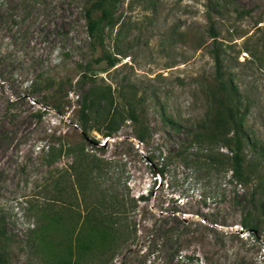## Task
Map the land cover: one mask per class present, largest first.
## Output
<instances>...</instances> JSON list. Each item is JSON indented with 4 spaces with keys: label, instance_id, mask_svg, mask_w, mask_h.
<instances>
[{
    "label": "rangeland",
    "instance_id": "1",
    "mask_svg": "<svg viewBox=\"0 0 264 264\" xmlns=\"http://www.w3.org/2000/svg\"><path fill=\"white\" fill-rule=\"evenodd\" d=\"M90 1L0 0V221L9 237L7 264H62L66 244H38L36 237L47 221L45 213L66 215L75 200H55L53 186L61 174L66 183L73 157L63 153L48 164L43 146L53 135L64 142L78 140V65L102 52L117 56L118 62L95 65L105 68L96 71V81L112 88L121 84L125 92L135 89L133 101L141 102L150 135L146 143L139 142L128 123L108 139L92 131L89 139L106 144L103 151L87 144L85 151L114 161L125 170L130 194L148 195V200L137 204L133 242L117 243L114 252L104 250L78 264L102 259L108 264H175L186 255L197 257V264H264V205L253 206L251 186L228 182V172L221 179L222 196L204 197L181 161L171 163L165 179L169 185L158 186L144 158L156 145L175 151L204 115L205 87L214 78L212 19L224 72L247 105L244 125L256 141L253 161L264 178V0H120L116 24L105 28L103 49L93 54L84 17ZM38 77L55 85L46 89L42 82L41 90L32 92L30 83ZM59 82L64 83L61 90ZM57 86L61 114L45 98ZM261 184L264 191V179ZM249 209L260 220L259 240L240 225ZM154 221L184 232L172 261L151 240ZM65 233L58 228L53 236L63 239Z\"/></svg>",
    "mask_w": 264,
    "mask_h": 264
},
{
    "label": "trees",
    "instance_id": "2",
    "mask_svg": "<svg viewBox=\"0 0 264 264\" xmlns=\"http://www.w3.org/2000/svg\"><path fill=\"white\" fill-rule=\"evenodd\" d=\"M119 1L92 0L84 7L92 54L98 47L103 49L105 28L112 29L116 24L114 12ZM209 23L208 31L213 38L210 54L214 65V78L212 83L205 87L207 105L204 115L187 129L186 141L177 146L175 151L164 152L160 145H156L144 158L149 163L152 176L159 179L158 186L163 183L169 185L165 179L172 162L181 161L186 164L191 170V179L199 185L204 197L222 196L219 191L221 179L230 172L228 182L235 186L252 187L250 201L257 208L256 204L264 205V191H261L263 190L261 181L264 178L257 173L259 164L253 161V151L258 153L256 141L249 136L244 125L247 105L242 103L238 86L224 72L223 50L217 42L214 20L209 19ZM103 62L106 67H113L118 58L102 52L90 61L78 65L80 74L75 81L76 88L79 89L75 122V127L79 128L78 140L73 143L64 142L53 135L43 146L46 148L45 161L48 164L53 163L63 153L73 157L66 170L67 184L61 183V178H64L61 174L55 178L53 186L58 198L55 200L61 199L62 202H65V198L75 200L68 205L66 215L45 213L47 221L40 227L36 237L38 244H66L60 254L62 259L59 261L62 264H78L79 261H86L104 250L114 252L117 243L133 242L138 231L133 219L137 204L148 200V195L141 194L135 197L130 194L125 170L114 164V161L85 151L87 144L99 148L100 151H103L106 144L103 142L102 145H98V141L89 139V133L92 131L108 139L128 123L133 130L134 138L139 142L146 143L150 135L141 102L133 101L137 93L135 89L131 88L125 92L121 89V84L112 88L110 84H99L96 81V71L105 68L96 69L95 65ZM42 82L46 89L55 85V82L50 80L40 81L38 77L30 83L32 92L41 90ZM59 83L61 90L64 83ZM67 83L71 84V81ZM58 92L57 86L45 98L51 100L54 109L61 114L63 110L59 105ZM248 147L251 152H248ZM222 148H225V151H222ZM156 181L155 179L154 183ZM91 183L95 187H92ZM94 189L96 195L92 192ZM74 206H77V209L81 206V209L74 212ZM154 222L151 240L155 246L164 249L166 258L172 261L178 255V240L184 232L178 231L173 225L164 227L157 224V221ZM181 222L186 223L184 219H181ZM240 225L259 240L260 220L255 213L250 212V209L240 221ZM58 228L66 231L63 239H55L53 236L54 230ZM8 241L9 237L0 221V264H7L4 246ZM182 258L180 256V259ZM197 260L195 256L186 255L183 260L175 261V264H197ZM108 263L109 259H102L99 262ZM143 264H146V261Z\"/></svg>",
    "mask_w": 264,
    "mask_h": 264
}]
</instances>
